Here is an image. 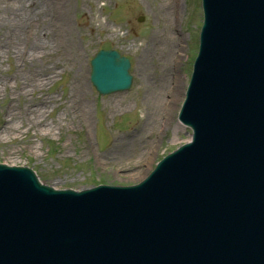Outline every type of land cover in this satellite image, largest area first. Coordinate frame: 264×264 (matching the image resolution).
<instances>
[{
	"label": "water",
	"instance_id": "95a60500",
	"mask_svg": "<svg viewBox=\"0 0 264 264\" xmlns=\"http://www.w3.org/2000/svg\"><path fill=\"white\" fill-rule=\"evenodd\" d=\"M202 7L192 141L134 186L57 191L0 165V264H264V0ZM92 65L102 93L130 86L117 52Z\"/></svg>",
	"mask_w": 264,
	"mask_h": 264
},
{
	"label": "rangeland",
	"instance_id": "374dc122",
	"mask_svg": "<svg viewBox=\"0 0 264 264\" xmlns=\"http://www.w3.org/2000/svg\"><path fill=\"white\" fill-rule=\"evenodd\" d=\"M22 1L0 0V163L74 188L134 185L191 139L177 115L198 52L201 0H178L174 10L160 7L165 0H63L68 33L58 0ZM101 49L131 60L130 90L104 96L92 85ZM158 96L168 101L162 114L150 100ZM10 124L15 130L4 134Z\"/></svg>",
	"mask_w": 264,
	"mask_h": 264
},
{
	"label": "bare ground",
	"instance_id": "6f19581e",
	"mask_svg": "<svg viewBox=\"0 0 264 264\" xmlns=\"http://www.w3.org/2000/svg\"><path fill=\"white\" fill-rule=\"evenodd\" d=\"M16 1H18V3H22L23 2L22 0H16ZM70 3H71V1H70ZM30 5H32V3ZM169 6L171 7V10L179 9V1L178 0H171V1L168 2L167 0H165V2L160 7L164 8V7H169ZM55 8L58 10V23H59L60 27L62 29H64L65 32H67V33L70 32V24H69V20L67 18V12H66V9L67 10L70 9V4H66L65 2H63V0H58L56 2V7ZM173 12L175 14V11H173ZM162 16H163V18L165 20H167L170 17V12H169V14L166 12ZM19 18L21 19V16ZM32 24H33V22H32ZM142 63H143L142 64V67H143L145 65V63H146L145 58L142 59ZM140 68H141V65H140ZM44 82L45 81H41L40 85H42V83H44ZM180 85L181 84L179 82L176 85L177 86L176 88L179 89V90L182 88ZM32 87H33V90H35L36 89V83H34L32 85ZM177 89H175V90L177 91ZM163 90H164V88H162L161 91H163ZM163 92H165V91H163ZM171 97H173V101H172L173 105H169L168 114L172 117L174 112L176 111V109L178 107V97H177V94L176 95L174 94ZM150 100H153L152 101L153 102V106L156 107V110L159 111V113L162 114V113H164L166 111V109L168 107L167 106L168 105L167 104L168 101L166 99H160V96H158V97H156L154 99L151 98ZM148 102H150V101L148 100ZM11 118H12V116H11ZM178 126H180V128H184V127L181 126V124H178ZM13 130H15V127H14L13 124H10L8 127L3 129V133L4 134H10Z\"/></svg>",
	"mask_w": 264,
	"mask_h": 264
}]
</instances>
